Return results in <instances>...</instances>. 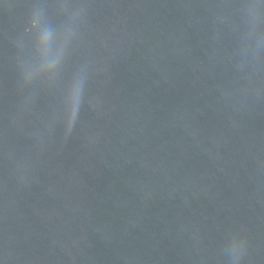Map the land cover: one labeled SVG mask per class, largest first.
<instances>
[{"label":"water","instance_id":"obj_1","mask_svg":"<svg viewBox=\"0 0 264 264\" xmlns=\"http://www.w3.org/2000/svg\"><path fill=\"white\" fill-rule=\"evenodd\" d=\"M0 264H264V0H0Z\"/></svg>","mask_w":264,"mask_h":264}]
</instances>
